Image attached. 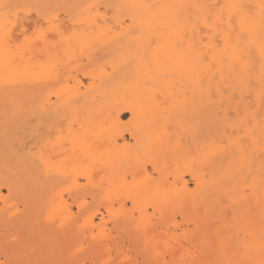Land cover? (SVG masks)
I'll return each instance as SVG.
<instances>
[{"label": "bare ground", "instance_id": "6f19581e", "mask_svg": "<svg viewBox=\"0 0 264 264\" xmlns=\"http://www.w3.org/2000/svg\"><path fill=\"white\" fill-rule=\"evenodd\" d=\"M233 2L259 14L261 0H0V17L4 4L81 6L21 12L29 36L48 26L45 13L58 16L62 43L51 40L54 31L48 46L26 54L9 58L0 49V106L8 117L0 124L1 257L35 245L36 259L143 264L151 259L145 227L151 240H172L177 259L189 250V259L210 255L188 221L206 212L215 223L231 211L229 194L243 190V178L230 176L239 130L198 92L162 111L137 86L131 38L114 28L122 10L109 5ZM92 4L97 23L83 7ZM12 39L24 40L15 21ZM252 55L258 61V50Z\"/></svg>", "mask_w": 264, "mask_h": 264}, {"label": "snow or ice", "instance_id": "6c2138e0", "mask_svg": "<svg viewBox=\"0 0 264 264\" xmlns=\"http://www.w3.org/2000/svg\"><path fill=\"white\" fill-rule=\"evenodd\" d=\"M45 7L81 6L4 4L0 49L9 58L48 46L49 33L54 31L56 36L51 40L56 44L63 42L64 37L56 28L59 17L54 14L45 13L49 17L48 26L38 27L31 36L20 23L21 12ZM83 7L88 9L89 20L97 23L91 14L98 6ZM109 7L122 10L123 19L115 17L114 28L122 39L131 38L129 62L136 66L137 86L146 90L162 111L186 103L189 91L194 95L198 92L206 100L219 103L222 123L239 130L232 141L236 158L230 176L243 178V190L229 194L231 211L215 223L206 212H198L188 221L192 234L201 241L202 250L210 255L189 259V250L177 259L172 240H151L145 227L151 259L143 264H264V0L257 6L258 15L248 5L237 2ZM161 9L170 11L162 15ZM13 21L23 30L24 40L20 43L12 39ZM126 21L130 23L124 29ZM253 49L258 50V61H254ZM253 95L255 101L251 99ZM233 105L235 117H230ZM12 239L19 241L20 237L17 234ZM36 252V246L30 245L19 251L16 258L0 259V264H73L53 256L33 258ZM169 254L172 259L167 258ZM104 264L122 262L106 260ZM123 264L140 261L128 259Z\"/></svg>", "mask_w": 264, "mask_h": 264}, {"label": "rangeland", "instance_id": "374dc122", "mask_svg": "<svg viewBox=\"0 0 264 264\" xmlns=\"http://www.w3.org/2000/svg\"><path fill=\"white\" fill-rule=\"evenodd\" d=\"M33 15H34V14H33ZM34 16H35V15H34ZM62 16H63V15H62ZM30 33H33V31L31 30ZM31 35H32V34H31ZM1 111H2V106H0V124L2 123L3 126H4V125L7 126V125H8V117L6 116V114H3V112H1ZM3 111H6V110H3ZM1 113H2V114H1ZM128 117H129V115H126L124 119L127 120ZM3 126H2V128H3ZM5 126H4V127H5ZM4 193H5V195L7 194L6 191H4L3 194H4ZM115 201H116V200H115ZM70 202H71V201H70ZM113 202H114V200H113ZM119 202H120V201H118V200L115 202L116 207H118ZM96 204H97V202H94V203H93V205H92V210H93V207L96 206ZM94 205H95V206H94ZM129 206H130V205H129ZM75 210H76V209H75ZM98 220H99V218H96V221H98ZM179 220L181 221V219L178 218V221H179ZM98 222H99V221H98ZM98 222H96V223H98ZM0 258H1V259H4L3 256H2V257L0 256Z\"/></svg>", "mask_w": 264, "mask_h": 264}]
</instances>
